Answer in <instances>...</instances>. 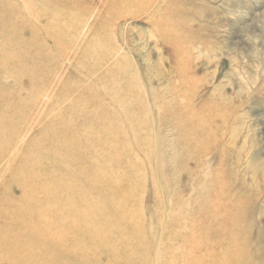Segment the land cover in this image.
Wrapping results in <instances>:
<instances>
[{
    "label": "bare ground",
    "instance_id": "bare-ground-1",
    "mask_svg": "<svg viewBox=\"0 0 264 264\" xmlns=\"http://www.w3.org/2000/svg\"><path fill=\"white\" fill-rule=\"evenodd\" d=\"M76 1L0 0V264H255L245 198L236 199L219 168L200 169L216 139L209 125L224 117L222 97L200 109L176 100L159 103V116L170 115L188 146L186 186L168 182L146 100L154 91L126 57L34 132L84 72L104 64L114 48L108 21L129 6L136 11L154 4L159 43L174 60L173 89L186 79L183 36L161 3L98 0L119 11L77 39L81 17L71 18ZM63 56L77 68L55 73ZM49 86L53 103L39 106ZM149 185L159 234L144 207ZM254 253L256 264H264V243Z\"/></svg>",
    "mask_w": 264,
    "mask_h": 264
},
{
    "label": "rangeland",
    "instance_id": "rangeland-1",
    "mask_svg": "<svg viewBox=\"0 0 264 264\" xmlns=\"http://www.w3.org/2000/svg\"><path fill=\"white\" fill-rule=\"evenodd\" d=\"M155 1L166 9L169 23L175 22L183 36L186 79L177 84L176 90L173 81L178 80L175 73L172 75L174 60L168 47L159 43L152 22L154 4L136 11H130L129 6L128 12L123 10L118 18L108 21L114 48L104 64L94 73L84 72L76 90L67 99L52 104L34 132L52 122L103 71L126 57L154 91L146 100L154 116L160 159L168 182L171 187L186 186L191 178L183 172L182 161L188 146L170 115L159 116V103L176 100L200 109L211 97H222L224 117H215L209 125L216 139L203 157L200 169L205 172L219 168L228 180L230 191L235 190L236 199L245 198L244 215L250 234L247 240L252 246L250 256L256 264L258 257L254 252L264 243V0ZM136 2L138 0L133 1ZM101 7L104 6L98 0H77L71 5V18L81 17L74 35L77 39L88 37L100 18L102 22L110 12L119 11L118 5ZM84 8L88 11L83 12ZM59 67L55 73L59 74L63 68L76 69L77 65L63 56ZM51 87L39 96V106L53 101ZM187 91H191V95L186 98ZM153 205V190L149 185L144 207L150 219L148 223L159 234ZM224 239V235L220 237L222 243ZM105 259L103 256L102 260Z\"/></svg>",
    "mask_w": 264,
    "mask_h": 264
}]
</instances>
